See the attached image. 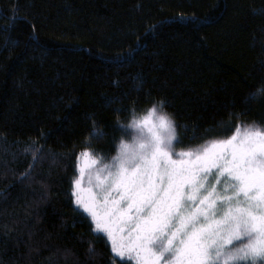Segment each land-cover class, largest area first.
<instances>
[{
	"label": "trees",
	"instance_id": "trees-1",
	"mask_svg": "<svg viewBox=\"0 0 264 264\" xmlns=\"http://www.w3.org/2000/svg\"><path fill=\"white\" fill-rule=\"evenodd\" d=\"M258 89L264 0H0V264H132L75 209L79 156L112 158L133 102L165 101L176 150L264 128Z\"/></svg>",
	"mask_w": 264,
	"mask_h": 264
},
{
	"label": "snow or ice",
	"instance_id": "snow-or-ice-1",
	"mask_svg": "<svg viewBox=\"0 0 264 264\" xmlns=\"http://www.w3.org/2000/svg\"><path fill=\"white\" fill-rule=\"evenodd\" d=\"M164 104L153 100L141 114L133 102L128 123L121 125L135 130L129 133L131 143L122 139L110 163L96 167L104 158L82 153L88 163L77 165L79 177L69 193L75 209L82 210L78 214L85 222L90 218L96 239L111 242L113 259L135 264L264 262V128L237 123L226 139L176 152L175 144L183 141ZM179 127L187 132V125ZM90 135L102 133L93 124ZM85 176L87 189L81 187Z\"/></svg>",
	"mask_w": 264,
	"mask_h": 264
},
{
	"label": "rangeland",
	"instance_id": "rangeland-1",
	"mask_svg": "<svg viewBox=\"0 0 264 264\" xmlns=\"http://www.w3.org/2000/svg\"><path fill=\"white\" fill-rule=\"evenodd\" d=\"M134 131H135V130H132V132H134ZM126 142L131 143V139H130V140H126ZM175 151H176V152H179V151H181V150H176V149H175ZM117 154H118V151L116 152V154H115L113 157H115ZM113 157H112V158H113ZM93 158H94V157H93ZM112 158H110V159L107 160V161H100L96 167H102L104 164L110 163V162L112 161ZM97 159H99V158H97ZM87 163H88V160H87L86 158H84V157L82 156V154H81V155L79 156L78 160H77V164H76V173H75V177H74V179H76V178L79 177V170H78L77 165H79V166H84V165H86ZM86 171H87V170H86ZM74 179H73V180H74ZM81 187H82L83 189H87V188L89 187V185H88V183H87V176H85V179H84V181L82 182ZM82 195L86 198L87 195H88L87 191L82 192ZM73 199H75V198L73 197ZM89 219H90V218H89ZM93 227H94V224H93ZM108 244H109V246H110V250H111V242L109 241ZM116 258H117L118 260H121V258H119V257H116ZM130 262H131L132 264H135L134 261H130Z\"/></svg>",
	"mask_w": 264,
	"mask_h": 264
}]
</instances>
